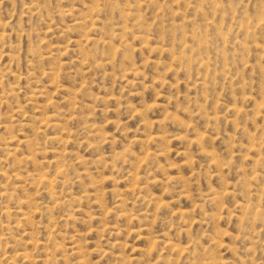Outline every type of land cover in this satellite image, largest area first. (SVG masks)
I'll return each instance as SVG.
<instances>
[{
  "label": "rangeland",
  "instance_id": "374dc122",
  "mask_svg": "<svg viewBox=\"0 0 264 264\" xmlns=\"http://www.w3.org/2000/svg\"><path fill=\"white\" fill-rule=\"evenodd\" d=\"M0 264H264V0H0Z\"/></svg>",
  "mask_w": 264,
  "mask_h": 264
}]
</instances>
